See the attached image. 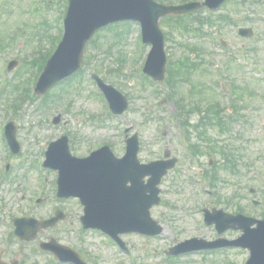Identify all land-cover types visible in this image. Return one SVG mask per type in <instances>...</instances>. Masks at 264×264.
<instances>
[{
  "label": "rangeland",
  "instance_id": "374dc122",
  "mask_svg": "<svg viewBox=\"0 0 264 264\" xmlns=\"http://www.w3.org/2000/svg\"><path fill=\"white\" fill-rule=\"evenodd\" d=\"M167 1L176 3L180 0ZM240 2L241 0H233L218 13L232 17V21L225 26H208L200 18L196 21L186 19L177 23H162L164 32L171 36L166 46L169 61L186 58L189 64H181L180 68L186 74L193 75L192 80L184 85L179 80L183 86L179 87L180 95L177 98L181 99L182 95L187 97L192 88L195 91L192 102H218L221 107L231 111L232 116L225 121L224 132L208 125L204 128L211 135V143L201 142L194 128L200 120L199 112L188 117L192 120L189 132L192 143L201 144L205 150L210 145L214 148L213 156H202L197 163L188 156V149L181 139L186 131L183 127L184 120L179 118V125L177 124L179 107L169 100L159 104L165 99L164 83L159 84L163 88V94L156 95L154 87L138 75L143 67V61L137 56L141 42L139 27L133 25L124 30L127 36L123 39L110 30L99 33L98 37L97 33L87 45L84 74L97 73L106 83L113 84L130 99V108L125 115L128 121L126 125L133 127L132 133L139 135L141 161L159 159L163 146L168 144L172 146L173 155L179 159L177 167L162 182V204L152 210L154 219L166 224L174 237L167 241L146 239L139 235L124 237L132 253L138 254L140 264H169L162 260V253L166 245H173L174 242L197 236L207 240L217 239L212 227L198 225L200 219H203V208H224L226 212L234 214L241 204L244 215L260 219L264 214V0H249L244 5ZM36 3H42V15H33ZM60 3V0L1 1L0 66L11 59L18 60V65L10 72V75L16 74L15 84L25 85L23 80H26V76H23V80L16 79V76L27 68L26 62L39 59L40 52L45 54L51 49L52 41L44 39L41 34L45 32L44 19L48 18L47 21L51 24L49 35L57 37L56 25L62 15ZM201 14L204 16V13ZM241 27L253 28L255 36L252 39L239 37L238 30ZM202 32H205V36L200 39L198 36ZM94 40L101 46L99 49L94 47ZM221 40L227 43L226 49L218 46ZM40 41L41 47L38 48ZM191 46L202 49L201 58L193 53ZM145 50L147 54L149 49ZM139 53L143 55L142 45ZM122 55L126 57L123 65L118 62ZM198 61H201L202 67L198 65ZM182 63L185 64L186 61L183 60ZM247 65L252 71H249ZM30 69L25 70L28 77L35 73ZM0 74L6 76L2 71ZM233 85L244 89V92H240L244 99H239L238 113H235L236 109L234 111L230 108L231 100L235 97ZM51 91L58 94L57 103H53L52 98L48 108L39 109L41 100L26 102L12 120L18 128L17 137L22 148L17 157L11 159L10 153L8 154L11 163L18 166L10 169L11 183L7 182L0 188V248L6 249L3 235L10 231L15 217L27 216L44 220L51 218L57 209H63L67 219L54 230L40 235L36 242L23 245L13 243L0 255L2 258L4 256L5 261L19 258L23 261L22 264H46L48 258L38 251V242L54 236L62 244L80 252L90 264H132L131 259L116 252L104 238L83 232L80 227L83 215L81 206L70 200L59 202L54 187L55 175L49 170L44 174L39 173L43 172L44 160L40 153L46 151L48 143L64 133L63 126L53 124L54 117L59 113L62 114L64 129L73 138L71 146L76 155H86L89 149L106 141L114 145L116 155H122L124 147L118 144V132L112 128H123L125 125L121 124L120 119L106 117L101 121L106 109L90 93L88 84L83 81H76L74 86L53 87ZM5 98L0 102V124L7 114L8 102L4 103ZM65 105H68L67 109H64ZM164 129H167V139L161 138ZM221 148L226 154L232 153L229 156L231 160H226L219 151ZM2 157L0 149V165L5 166ZM211 160L214 161L212 166L209 164ZM23 161L25 165L20 168ZM215 169L218 174L216 182L210 176H214ZM48 178L50 180L47 183L42 181ZM195 182H201L203 187L198 188ZM199 189L202 192L213 191L214 196L206 197ZM252 189L255 194L251 193ZM38 198L42 199V203L36 205L34 201ZM206 198L211 201L207 202ZM253 200L261 202L260 206H254ZM79 234H82L81 238L77 237ZM240 235V232H228L223 237L235 239ZM207 255L204 258L209 264L212 260L219 259L218 256H213L211 260V256ZM198 258L200 257L181 258L175 264H197ZM220 259L223 264H243L248 259V253L226 251Z\"/></svg>",
  "mask_w": 264,
  "mask_h": 264
},
{
  "label": "water",
  "instance_id": "95a60500",
  "mask_svg": "<svg viewBox=\"0 0 264 264\" xmlns=\"http://www.w3.org/2000/svg\"><path fill=\"white\" fill-rule=\"evenodd\" d=\"M217 1L218 3L215 6L212 5V7H218L223 0ZM178 9L160 7L149 0H72L65 40L41 78L39 83L40 92H46L54 84L72 75L79 69L84 48L97 29L112 22L129 19L141 21L145 27L147 42L155 45V50L148 62L146 73L157 80H161L164 75L165 59L162 51V38L158 33V20L166 14L178 11ZM157 35L160 39L157 38ZM104 90L110 96L112 105L116 109V106L119 105V102H117L119 94L112 89L104 88ZM116 111L119 112V110ZM10 133H14L12 128L10 129ZM56 145L59 148H55V146L53 153L59 152V157L57 162L53 163L52 166L61 171L59 182L60 196L69 197L71 195L84 194L83 198L87 206V216L84 218V221L87 227L103 228L114 236L121 229H126V227L129 231L150 233V230L146 231L147 227L152 226L148 211L154 204L158 203L156 186L170 167L164 165L161 171L155 174L149 185L142 189L141 194L137 192L126 193L128 196L123 202H121L122 199L117 195L110 196L105 189L100 188L96 189L101 193L100 195L103 198H97L99 194L94 192L93 194H89L86 188H89L91 191L94 186L93 182L96 181V183L104 184L105 181H108L109 177L107 176L106 167L102 168V164L96 161L71 162L66 158L68 149L66 148L65 140ZM102 154L107 155L109 153L102 152ZM127 179L130 181L132 177L127 175ZM134 181L136 182L137 179ZM140 185H142V182ZM130 191L137 190L132 188ZM219 216H221L220 220ZM220 221H226V224L232 228H237L238 226L246 232L241 244L252 251L253 255L249 264H264V221L256 222L242 216L225 217L217 213L209 216L208 223L215 222L219 225ZM54 222L55 220H52L46 222V224L54 225ZM256 223L258 224V228L250 230V227ZM228 226L220 224V227ZM19 227L17 233L22 237H26L27 230L23 228V224H19ZM224 229L222 228L221 230Z\"/></svg>",
  "mask_w": 264,
  "mask_h": 264
},
{
  "label": "trees",
  "instance_id": "16d2710c",
  "mask_svg": "<svg viewBox=\"0 0 264 264\" xmlns=\"http://www.w3.org/2000/svg\"><path fill=\"white\" fill-rule=\"evenodd\" d=\"M214 120L216 121V119H213V121H214ZM217 121H218V120H217Z\"/></svg>",
  "mask_w": 264,
  "mask_h": 264
}]
</instances>
